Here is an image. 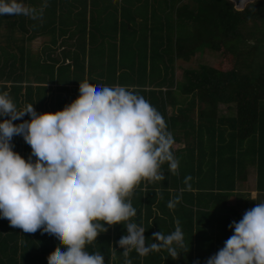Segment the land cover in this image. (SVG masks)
Wrapping results in <instances>:
<instances>
[{
    "label": "trees",
    "instance_id": "16d2710c",
    "mask_svg": "<svg viewBox=\"0 0 264 264\" xmlns=\"http://www.w3.org/2000/svg\"><path fill=\"white\" fill-rule=\"evenodd\" d=\"M15 2L22 6L18 13L0 15V92H8L18 109L33 104L37 113L62 110L79 96L80 82L128 86L148 100L178 145L173 151L179 168L173 175L165 164L164 181L141 183L132 198L134 220L149 243L153 233L174 231L179 220L185 248L177 249V259L166 250L146 257L133 251L129 259L205 264L233 234L229 225L243 217L229 198L236 196L248 209L264 202V0L241 10L229 0ZM44 34L48 44L31 54L25 42ZM196 52L219 56L232 67L198 64L182 69L177 80L176 61ZM25 120L30 116L13 123ZM12 143L28 159L31 148L23 137L14 136ZM249 169L254 198L236 194ZM187 176L191 190L184 184ZM177 196L179 203L170 209L168 202ZM124 234L122 224L108 227L87 250L99 251L105 264H124L117 244ZM57 246L54 236L23 233L0 218V264H47Z\"/></svg>",
    "mask_w": 264,
    "mask_h": 264
},
{
    "label": "clouds",
    "instance_id": "9594fccd",
    "mask_svg": "<svg viewBox=\"0 0 264 264\" xmlns=\"http://www.w3.org/2000/svg\"><path fill=\"white\" fill-rule=\"evenodd\" d=\"M19 11L15 0H0V15ZM25 115L30 120L13 123ZM0 118V218L23 233L54 236L58 246L47 264H105L104 255L87 249L118 224L126 228L117 242L124 264H132L133 251L179 257L177 249L185 248L179 220L171 233H153L151 243L134 220L132 198L141 183L164 181L165 164L177 175L179 160L166 120L133 88L80 82L75 100L43 113L33 104L20 110L8 92H0ZM17 135L31 148L28 159L13 150ZM191 179H184L186 190ZM179 201L175 197L168 207ZM229 228L233 234L205 264H264V202Z\"/></svg>",
    "mask_w": 264,
    "mask_h": 264
},
{
    "label": "rangeland",
    "instance_id": "374dc122",
    "mask_svg": "<svg viewBox=\"0 0 264 264\" xmlns=\"http://www.w3.org/2000/svg\"><path fill=\"white\" fill-rule=\"evenodd\" d=\"M21 7L22 6H19V8H21ZM233 8L235 10H240V8H235L234 5H233ZM69 30H72V28H69ZM44 35L45 36H39V38L33 39L29 43L25 42V44L27 45L31 54L37 55L40 46L42 44H48L47 42L49 41V36L46 34H44ZM72 39L74 40V38H72ZM61 40H65V39H58L57 42H59ZM58 50H61V49H58ZM219 62H220L219 67L223 70L224 69H230L232 67V63H228L227 60L221 59L219 56H215V55L213 56V55L208 54L206 52L198 55V53L196 52L195 54H193L192 56L189 57L188 61H176V63H175L176 67L174 69V77L177 80H180L182 69L196 68L198 64H204L208 67H215L216 68V66ZM218 108H219V112L225 111L224 106H222V105H219ZM168 110H169V108H168ZM177 146H178L177 144H174L173 148H176ZM179 146H181V145L179 144ZM245 193H249L250 198L255 197V193H254V172L252 169H249L247 171L245 182L242 184L241 183L237 184L236 194L242 195ZM228 203H229V205L233 204V209L240 215H243L246 210H249L248 208L245 207L244 203L240 202V200L236 196L229 198Z\"/></svg>",
    "mask_w": 264,
    "mask_h": 264
},
{
    "label": "water",
    "instance_id": "95a60500",
    "mask_svg": "<svg viewBox=\"0 0 264 264\" xmlns=\"http://www.w3.org/2000/svg\"><path fill=\"white\" fill-rule=\"evenodd\" d=\"M230 1L233 3V5H234L235 8H240V10H241L246 3H249L252 0H246V1H242V0H230Z\"/></svg>",
    "mask_w": 264,
    "mask_h": 264
}]
</instances>
